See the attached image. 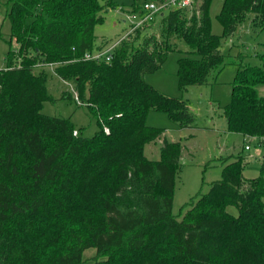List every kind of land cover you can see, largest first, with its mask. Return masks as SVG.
<instances>
[{"label":"trees","instance_id":"trees-1","mask_svg":"<svg viewBox=\"0 0 264 264\" xmlns=\"http://www.w3.org/2000/svg\"><path fill=\"white\" fill-rule=\"evenodd\" d=\"M211 1L167 9L156 16L157 36L137 40L146 22L109 61L95 62L83 55L106 45L95 44L93 29L113 0H6L9 40L17 46L0 69V264H83L89 248L93 264H264V158L249 183L242 180L243 157L224 159L220 179L192 197L178 219L172 201L180 142L163 139L159 160L143 154L163 135L146 124L149 112L165 113L179 130L194 121L186 101L144 77L179 51L180 91L208 85L228 63L222 38L246 13L264 30V0H223L222 33L214 34ZM180 42L188 50H179ZM47 65L74 84L95 119L92 136L79 134L68 118L41 113L51 97L44 72L34 70ZM231 85L221 108L226 131L264 146V96L257 93L264 67L239 63ZM63 98L75 100L68 92Z\"/></svg>","mask_w":264,"mask_h":264},{"label":"rangeland","instance_id":"rangeland-1","mask_svg":"<svg viewBox=\"0 0 264 264\" xmlns=\"http://www.w3.org/2000/svg\"><path fill=\"white\" fill-rule=\"evenodd\" d=\"M115 6L102 12V20L95 24L93 35L96 45L110 44L124 36L131 23L139 22V14H135L131 7L134 2L142 5L143 0H113ZM6 0H0V68L5 65L6 52L16 48L14 39L9 40L10 24L5 16ZM223 0H212L209 7L211 30L214 34H221L222 27L217 19ZM187 10H191L187 8ZM132 11V12H131ZM189 12V11H188ZM164 13H167L165 11ZM252 13H246L237 24L234 32L222 38L221 52L226 55L227 64L212 75L208 85L189 86L180 91L177 81V59L179 51L168 54L162 67L152 74H147L145 81L159 92L170 97L181 98L186 101L194 121L190 127L179 130L163 112L152 111L146 116L148 126L163 129L160 139L144 145L143 154L149 160L160 159V147L163 139L170 142H180L182 146L179 167L175 174L172 213L180 219L184 212V205L200 190L206 192L209 184L220 179L223 160L230 161L235 156L243 157L244 167L242 180L245 183L259 176V168L264 158V146L256 138L243 137L240 133L226 131L225 119L221 108L231 98L232 85L239 63L242 65L264 67V30L255 24ZM160 18L156 17L146 28H142L137 40L144 35H158ZM135 35H132L131 40ZM130 37V36H129ZM10 41V42H9ZM103 43V44H102ZM179 50H188L187 46L179 43ZM42 70L46 76V90L50 101L42 104L41 113L68 118L75 130L84 137L92 136L97 130L95 119L88 112L85 104L75 100L63 98L65 92L73 98L74 84L64 81L54 74V67L43 66L34 71ZM259 96H264V86L257 87ZM249 147L248 150L244 146ZM226 212L237 217L238 211L234 206H228ZM94 248L84 250L83 264H93Z\"/></svg>","mask_w":264,"mask_h":264},{"label":"built area","instance_id":"built-area-1","mask_svg":"<svg viewBox=\"0 0 264 264\" xmlns=\"http://www.w3.org/2000/svg\"><path fill=\"white\" fill-rule=\"evenodd\" d=\"M201 0H163V1H147L144 2L141 5V9L135 13L131 14V16H136V14H139V22L137 23H131L129 25V30L127 33L120 37L118 40L106 44L102 50L94 51V52H86L83 55V60H91L95 62H99L103 59L106 61H109L111 58L112 51L118 46L123 40L128 39L129 36L141 25H143L146 22H152L156 16L159 14H162L164 11H166L169 8L175 7V8H193L194 6H197ZM52 66V65H47ZM53 67V66H52ZM1 69V68H0ZM73 98L77 103H79L77 98V93L75 90H73ZM104 132L108 133V129L104 128ZM75 135L76 132H73ZM245 150H248L249 147L247 145L244 146Z\"/></svg>","mask_w":264,"mask_h":264}]
</instances>
